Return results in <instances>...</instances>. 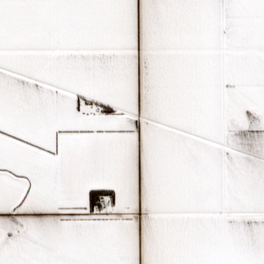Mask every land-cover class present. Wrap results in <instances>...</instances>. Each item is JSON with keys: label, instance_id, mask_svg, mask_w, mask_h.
I'll list each match as a JSON object with an SVG mask.
<instances>
[{"label": "snow or ice", "instance_id": "obj_1", "mask_svg": "<svg viewBox=\"0 0 264 264\" xmlns=\"http://www.w3.org/2000/svg\"><path fill=\"white\" fill-rule=\"evenodd\" d=\"M264 0H0V264H264Z\"/></svg>", "mask_w": 264, "mask_h": 264}, {"label": "crops", "instance_id": "obj_2", "mask_svg": "<svg viewBox=\"0 0 264 264\" xmlns=\"http://www.w3.org/2000/svg\"><path fill=\"white\" fill-rule=\"evenodd\" d=\"M246 116L249 118L250 126L244 130H238L234 135L239 139V149L252 157H259L260 153L256 150L257 143L261 137H264V129L252 125L258 120L250 110H246Z\"/></svg>", "mask_w": 264, "mask_h": 264}]
</instances>
